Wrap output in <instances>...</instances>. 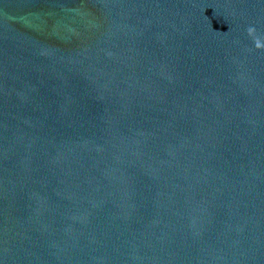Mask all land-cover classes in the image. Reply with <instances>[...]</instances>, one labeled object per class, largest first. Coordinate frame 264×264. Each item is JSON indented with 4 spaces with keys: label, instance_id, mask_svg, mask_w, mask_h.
<instances>
[{
    "label": "water",
    "instance_id": "95a60500",
    "mask_svg": "<svg viewBox=\"0 0 264 264\" xmlns=\"http://www.w3.org/2000/svg\"><path fill=\"white\" fill-rule=\"evenodd\" d=\"M257 38L264 0H0V264H264Z\"/></svg>",
    "mask_w": 264,
    "mask_h": 264
},
{
    "label": "clouds",
    "instance_id": "9594fccd",
    "mask_svg": "<svg viewBox=\"0 0 264 264\" xmlns=\"http://www.w3.org/2000/svg\"><path fill=\"white\" fill-rule=\"evenodd\" d=\"M248 32L253 37L256 36V30L254 28H249ZM256 47L260 49H264V41H261L259 38L256 39Z\"/></svg>",
    "mask_w": 264,
    "mask_h": 264
}]
</instances>
